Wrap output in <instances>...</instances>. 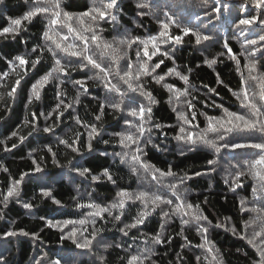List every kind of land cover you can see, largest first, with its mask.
<instances>
[{"label":"trees","instance_id":"1","mask_svg":"<svg viewBox=\"0 0 264 264\" xmlns=\"http://www.w3.org/2000/svg\"><path fill=\"white\" fill-rule=\"evenodd\" d=\"M140 2L149 3L151 7L138 8L137 4ZM91 6L92 0H62V7L72 14L86 11ZM217 7L221 9L220 13L214 11ZM28 9L29 4L25 0H3L0 3V29L8 27L12 19L21 18ZM112 11L116 20L99 21L97 27L98 34L108 41L122 37H138L143 40L152 35L158 36L161 31L159 21L166 19L165 13L178 21V25H170V34L183 36L182 43H165L162 50H169L171 58L156 55L149 64L164 60L153 76L157 73L164 75L169 68H175L189 76V84L185 85L174 74L167 75L161 84L155 83L151 76L141 78L144 89L157 101L151 105L152 120L146 125L151 128V132L146 133L144 138L150 137V142L144 146L146 155L143 159L165 172L171 167L175 173L174 176L164 178L165 187L159 188L161 192H167L166 185L169 182L178 183L181 177L184 178L178 190L183 193L187 202L199 205L202 214L208 218L207 221H201V226L208 228L207 239L215 245L214 251L218 250V259L222 264H255L259 256L246 240L238 238L231 231H225L223 227H215L218 223H224L235 226L238 231L243 229L245 220L255 214L241 213V199L250 202L248 207L264 206V199H255L252 195L256 184L254 180L242 177V186L232 190L233 174L237 169L231 165L245 159L247 153L255 150L232 151L221 148L217 154L203 145L192 146L177 140L182 122L169 103L171 93L162 84L168 83L181 90L189 89L190 95L186 99L191 100L195 107L192 112H187L186 105L182 103L177 110L182 108L189 118L195 113L196 120L192 123L198 124L200 128L206 127L207 117L222 116L225 109L245 112L246 109L240 107L233 95V92L241 90V72L237 71L235 61L227 55L224 44L227 42L228 47L236 54L241 62L240 69L247 77L248 73L243 68L246 61L240 53L243 51L246 55L247 49L259 48L264 42L248 45L247 49L242 48V44L246 39H258L260 35H264V24L260 22L264 20V7L256 8L251 0H118L117 9ZM251 17L257 18L251 26L239 25V19ZM46 27L47 21L42 16H37L31 23L24 22L19 35L0 36V264H50L55 259H61V264H68L69 261L71 264H128L131 255L146 249H151L152 255L145 260V264H208L204 259L207 253L197 247L203 243V239L197 232L196 225H183L179 217L162 219L161 209L167 211L166 205H160L151 212L143 224L125 229L127 236L120 229L135 222L142 210L139 201H129L126 204L120 221L113 220L107 213L104 214V220L95 218V227L102 231L88 249H78L71 239H61L71 228L82 229V226L68 225L63 228V232L60 230L63 225L46 226V220H52L55 224L58 220L85 218L86 213L91 210L77 208L78 203L94 202L107 207L118 200L117 193L120 190L156 191L158 187L150 175L143 179L133 175L128 164L121 163L118 155L123 149L119 145L117 134L134 131L129 127V121L137 123L126 110L135 106L131 104V98H135L136 104L148 103L146 97L139 92L128 90L127 85L119 81L118 77L110 78L126 91L124 97L106 91L102 81L90 79L97 72L91 66L83 70L70 69L68 76L61 77L63 84L58 87L59 82L52 80L43 87L38 101L33 99L31 104L28 103L32 84L46 70H50L53 63L52 53L48 51V47H52L51 42L43 38ZM181 27H190L201 34L210 35L212 40L196 44L195 36L191 33L184 36ZM63 31L66 32V29ZM138 47L142 48V45L133 44L131 48L124 49L126 55L119 61L121 69L129 60L136 64ZM33 48L37 51L32 52ZM262 53L264 48L255 56L259 61L256 73L258 77H264ZM17 55L29 60V64L24 66L27 75L21 79L14 97H9L7 92L20 73L19 69L13 72L10 67ZM37 57L40 63L33 69L31 61ZM59 58L66 59L62 55ZM211 59H216L217 63L209 67L206 61ZM217 76L222 83L217 82ZM75 80L86 81L87 93L79 89V85L72 83ZM247 86L255 93L261 90L258 80H249ZM58 90L65 93L61 97L65 103H72L77 91H80L79 104L73 103V107L66 111L61 107L64 114L59 120L54 111L59 103ZM121 99L124 101L122 107L125 111H116L109 106ZM181 101H185V98L181 97ZM257 102L259 103L258 96ZM101 105H104L102 115ZM33 113L36 114L33 122L39 131L29 135L31 127L25 124V119L31 121ZM98 115H101L100 120L96 119ZM77 117L85 124H95L99 129L100 134L91 141L92 151L87 148L88 129L76 123ZM45 126H50L52 131L43 132ZM13 132L17 135L13 136ZM77 133L82 134L79 138V154L59 142H71ZM21 136L25 137L23 142L19 139ZM13 144L17 146L13 148ZM5 146L11 150L5 151ZM49 147L52 152L48 151ZM33 160L36 161L35 164ZM209 160H215L216 163L210 165ZM37 165L42 169L41 172L35 171ZM78 167H87L90 172L81 176L76 170ZM104 169H108L112 175L111 181L102 175ZM93 175L99 179L93 181ZM21 176L23 181L18 195L9 198L5 205L2 202L3 196L12 182L19 180ZM42 190H50L51 196L59 200L60 205L53 204L51 197H44ZM169 198H172L170 193ZM24 203L31 204L32 207L24 208ZM114 214H118V211H114ZM83 227L87 228L84 235L93 230L92 224ZM10 231L16 235L7 236L6 233ZM246 231L251 233L253 229L247 228ZM157 233L163 241L160 244L152 241ZM76 239L81 240L79 232ZM197 256L201 257L199 262Z\"/></svg>","mask_w":264,"mask_h":264},{"label":"snow or ice","instance_id":"2","mask_svg":"<svg viewBox=\"0 0 264 264\" xmlns=\"http://www.w3.org/2000/svg\"><path fill=\"white\" fill-rule=\"evenodd\" d=\"M252 4L256 8L264 7V0H251ZM3 3V0H0ZM26 4H29V9L24 13L21 18L12 19L10 25L3 29H0V36L5 35H19L20 31L23 30L24 22L29 23L37 16H42L43 19L47 21L46 30L43 32V38L47 42H51L52 47H48V51L52 53L53 63L50 70H46L45 74L40 77L31 86V96L28 99V103L31 104L33 99L39 100L41 98V90L45 85H47L52 80L58 81L59 84H63L64 81L61 79L62 76H68L69 71L79 68L83 70L91 66L92 69L97 70L94 77H90L100 80L103 82L106 91L115 92L121 97H124L127 93L122 90L116 83L112 82L110 77H118L119 81L127 85V89L133 93L139 92L140 95L146 97L147 104H136L135 98H131V104L135 106L128 107L127 113L131 117L135 118L137 123L128 122L129 127L134 129V131H123L118 133L119 145L123 149L120 156L121 163H127L130 171L133 175H138L141 179L144 176L150 175L152 181L157 182L156 191L148 190H138L135 192H130L127 190H120L117 193L118 200L107 207L101 206L94 202L88 203H78L77 208H87L88 211L85 218L73 220L65 219L58 220L53 223L52 220H46L47 227H55L63 225L60 230L63 232V228L68 225H80L82 229L76 227L71 228L66 235L62 236L61 239H71L78 249H88L92 246L93 241L97 239V234L102 231V229L95 227V218L100 220L105 219V213L111 216L113 220L120 221L123 215V210L129 201L136 202L139 201L142 205V210L139 212L134 223L130 225H125L120 231L124 233L125 236L128 232L125 229H131L137 227V225L143 224L144 220L147 218L151 212H154L156 208L160 205L168 206V210L165 211L161 209V218L164 217H179L183 225H188L194 223L196 225V230L202 235L203 243L197 245L205 250L207 255L204 257L208 261V264H222V261L218 259V250H215V245L212 244L207 239L208 228L201 226V221H207L208 218L202 214L199 209V205H193L187 202L185 196L181 191H179V184L184 182V178L181 177L178 183L169 182L167 187V192H161L160 187H165L164 178L174 176L171 167L165 172L149 162L143 159L146 155L144 152V146L150 142V137L145 138L146 133L151 132L150 127L146 125L150 124L152 120V104L157 103L150 92L144 89V84L141 82L142 77L151 76L152 79L157 84H161L165 81L167 75H175L178 77L185 85L189 84V76L182 74L175 68H169L168 72L164 75L156 74V69L160 68L164 63V60H160L154 64H149L153 57L160 55L167 58H171V53L169 50H162V45L169 42H174L175 44H180L183 41V36L181 35H171L170 25H178V21L174 20L172 16H168L165 13L166 19L164 21H159L161 31L158 36L152 35L146 39L137 38H114L112 41L103 39L97 32V27L99 21H115L116 15L113 14L114 9H117L118 0H92V6L83 12L78 14L69 13L62 7V0H25ZM138 8H150L151 5L146 2H140L137 4ZM216 13H220V8H215ZM147 13H142L145 15ZM87 18V19H86ZM256 17L251 18H241L239 19V25L251 26L256 22ZM264 24V20L260 21ZM66 29V32L63 31ZM181 31L184 36L191 35L195 36L196 44H201L205 41L212 40L210 35L201 34L198 31H194L190 27H181ZM243 34V30L241 31ZM78 42V43H77ZM264 42V35H260L258 39H246L242 44V48L247 49L248 45H258ZM133 44L142 45V48L138 47L136 50V64L134 65L130 60L126 66L121 69L119 66V61L126 55L124 51L125 48H131ZM224 47L227 50V55L230 59L235 61L237 66V71L241 72V90L239 92H233V95L240 103L242 109H246L245 112H233L227 109L223 110V115L218 117H207L206 127L200 128L198 124H193L192 122L196 120L195 113H192L191 118L188 114L181 108L180 111L177 109L181 107L183 103L186 105L187 112H192L195 105L191 100L186 98L190 95L189 89L184 88L183 90L173 87L171 84L163 83L162 86L171 93L169 96V103L172 106V110L177 112V118L180 120L181 126L179 127V135L176 139L187 143L192 146L203 145L209 149L214 150L215 153H219L221 148L231 149L235 151L236 149H252L255 151L246 154V158L237 161L232 164L233 168L237 171L233 174L234 179L232 181L235 191L236 188L242 186V177H248L256 182L252 189V195L255 199H264V77H258L256 75L258 69V60L255 59L256 53L264 48V44H261L259 48L247 49V54L241 52L240 55L244 56L245 63L243 68L247 71L248 75L245 77L240 69V60L237 58L236 54L232 52V49L228 47L227 42H225ZM151 48V50H150ZM37 49L33 48L32 52H36ZM141 52L143 57H141ZM225 53H221L224 55ZM66 59L59 58L60 56ZM264 55V53H262ZM71 58H76L75 60ZM18 61V63H16ZM40 63L39 57L31 61V68L35 69ZM206 63L211 67L217 63L216 59L207 60ZM29 64V60L25 56L17 55L14 60L10 63V67L13 72L17 69L20 70L18 78L15 80L14 85L11 90L7 92L9 97H14L17 92L18 87L21 84V79L23 76L27 75V70L24 66ZM249 80L259 81L261 85V90L259 93L252 92L250 87L247 86ZM217 82L222 83L217 76ZM75 85H79V89L87 93L88 89L86 87V81L75 80L72 81ZM231 91V89H229ZM214 91V90H213ZM65 95L62 91H57V99L59 103L54 111L57 112V120L60 116H63V111L61 107L66 111L73 107V103L79 104L80 102V91H77L76 96L72 103H65L64 99H61ZM257 96L259 103L257 102ZM181 97L185 98V101H181ZM124 101L121 99L119 102L111 103L109 106L116 111H125L122 107ZM217 107H220L217 105ZM104 105L100 106L101 115L103 114ZM43 115V113H41ZM51 115V114H49ZM101 115L96 117L97 120L101 119ZM47 119V117H46ZM36 120V114H32V120L25 119V124L31 127V135L33 132L39 131L37 125L33 122ZM76 123L81 127L88 129L87 137L88 143L87 148L92 151L91 141L95 139L96 136L100 134L98 127L95 124H85L78 117L76 118ZM184 125H187L186 128ZM198 129V130H196ZM52 131L50 126H45L43 132L47 133ZM13 136L17 133L13 132ZM81 133H77L76 137L69 142L68 140H60L61 144L70 148L72 152L79 154V138ZM231 137V139H229ZM245 137H247L245 139ZM20 141L23 142L25 137L21 136ZM223 142V143H221ZM2 143V141H0ZM107 143V141H105ZM17 145L13 144L12 147L15 148ZM5 151H10L7 146H5ZM191 150V149H190ZM49 152H52V148H48ZM55 155V154H53ZM55 162V161H54ZM35 164L36 161L33 160ZM208 163L215 164V160H209ZM81 176L90 172L87 167L76 168ZM7 171V169H4ZM36 172H41L42 169L39 165L35 168ZM102 175L108 180H112V175L108 169H104ZM199 175V173H198ZM99 177L96 175L92 176V180L96 181ZM23 181V176L19 180H14L11 186L8 188L6 195L3 196V203L7 204L9 198L18 195L19 186ZM114 182V181H113ZM169 193L172 198H169ZM260 194L259 196L257 194ZM42 195L46 198L51 197L52 203L60 205V201L55 197L51 196L50 190H42ZM250 202L241 199L240 208L241 213H251L255 214L252 218L245 220L244 227L241 230H237L235 226H229L224 223H218L215 227H223L225 231H231L233 235H237L238 238L246 240L247 244L250 245L259 256V260L255 264H264V206L262 207H248ZM24 208H31L32 205L28 203L23 204ZM62 207V205H61ZM114 211H118V214H114ZM187 217L188 219H184ZM92 218V219H89ZM41 219H44L41 217ZM208 223H211L208 221ZM88 224L93 225V230L88 235H84L87 231L86 226ZM163 228V225H161ZM247 228H252L253 231L248 233ZM258 229V230H257ZM80 233L81 240H77V234ZM28 235L27 233H23ZM7 236L16 235L15 232H7ZM152 241L155 244H160L161 240L160 234L157 233L152 237ZM147 243V240H145ZM152 255L151 249H146L136 255H131L128 264H145L147 260ZM210 258V259H209ZM197 261L201 260L200 256L196 257ZM39 264V262H37ZM50 264H61V259L51 260ZM68 264H71L69 261Z\"/></svg>","mask_w":264,"mask_h":264}]
</instances>
